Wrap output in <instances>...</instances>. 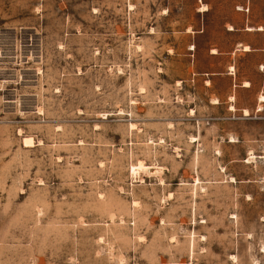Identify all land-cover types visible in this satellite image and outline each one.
Here are the masks:
<instances>
[{
    "label": "rangeland",
    "instance_id": "1",
    "mask_svg": "<svg viewBox=\"0 0 264 264\" xmlns=\"http://www.w3.org/2000/svg\"><path fill=\"white\" fill-rule=\"evenodd\" d=\"M262 98L264 0H0V264H264Z\"/></svg>",
    "mask_w": 264,
    "mask_h": 264
},
{
    "label": "bare ground",
    "instance_id": "2",
    "mask_svg": "<svg viewBox=\"0 0 264 264\" xmlns=\"http://www.w3.org/2000/svg\"><path fill=\"white\" fill-rule=\"evenodd\" d=\"M260 29H262V28H260ZM246 49V48H245ZM246 50H248V48L246 49ZM246 85H248V84H246ZM262 97V96H261ZM262 101H264V98H262ZM148 169L147 168H145V166L143 165V164H140L139 166H138V168H134L133 169V171H134V174H141V172H144V173H146V171H147ZM161 171V170H160ZM149 172V171H148ZM143 173V174H144ZM157 173V172H156ZM149 175V174H148ZM151 176V175H150Z\"/></svg>",
    "mask_w": 264,
    "mask_h": 264
}]
</instances>
